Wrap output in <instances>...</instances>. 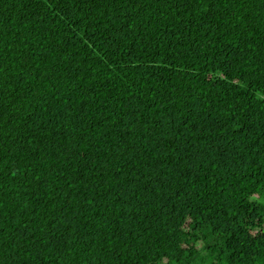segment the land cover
I'll return each instance as SVG.
<instances>
[{"label":"trees","instance_id":"1","mask_svg":"<svg viewBox=\"0 0 264 264\" xmlns=\"http://www.w3.org/2000/svg\"><path fill=\"white\" fill-rule=\"evenodd\" d=\"M0 264H264V0H0Z\"/></svg>","mask_w":264,"mask_h":264}]
</instances>
